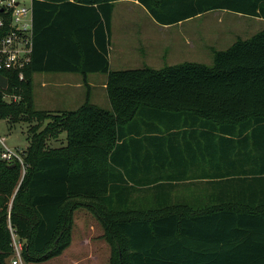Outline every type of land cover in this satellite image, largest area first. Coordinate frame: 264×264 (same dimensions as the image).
<instances>
[{
  "label": "trees",
  "instance_id": "1",
  "mask_svg": "<svg viewBox=\"0 0 264 264\" xmlns=\"http://www.w3.org/2000/svg\"><path fill=\"white\" fill-rule=\"evenodd\" d=\"M116 1L33 0L25 79L0 70V119L37 120L25 171L0 158V264H12V231L26 262L63 253L80 207L101 222L109 264H264V28L215 49L211 64L112 69ZM137 1L164 25L219 9L264 19V0ZM37 72L81 73L85 100L37 108ZM91 73L107 75L110 108L91 101ZM58 127L66 144L49 148ZM199 180L208 188L178 194Z\"/></svg>",
  "mask_w": 264,
  "mask_h": 264
},
{
  "label": "rangeland",
  "instance_id": "2",
  "mask_svg": "<svg viewBox=\"0 0 264 264\" xmlns=\"http://www.w3.org/2000/svg\"><path fill=\"white\" fill-rule=\"evenodd\" d=\"M264 28V19L246 16L229 10H213L181 23L168 26L161 25L153 19L146 9L132 2L116 3L112 18V46H117L112 52V69L130 65L149 64L162 67L167 63L182 61H197L207 64L213 62L215 49H226L238 37L247 38ZM145 39V41H144ZM128 45L129 48H125ZM124 46V47H123ZM144 50H143V49ZM88 79L91 100L98 101L103 106L102 88L97 76H107L105 73H91ZM82 76L77 72H37L34 74L35 106L56 114L58 110L47 109L51 105L58 109L79 106L86 98L88 87L84 80L81 87L74 86L77 78ZM61 79L70 81L73 86L65 87L66 95L62 99L51 102L44 99V79ZM82 78V77H81ZM54 81V80H53ZM52 81V82H53ZM56 82V81H55ZM62 90H64L62 88ZM46 92V91H45ZM100 95V97H99ZM99 97V98H98ZM98 99V100H97ZM82 102H78V101ZM55 112V113H54ZM46 120L40 129L45 128L50 121ZM37 120L21 121L13 125L7 119H0V136L6 138V143L12 148L26 151L30 140L29 129ZM56 135H48L46 146L59 148L66 144V131L56 129ZM24 156V153H23ZM195 183V184H194ZM196 188V189H195ZM206 181L183 182L178 187V194L191 198L193 189H206ZM101 222L89 210L80 207L74 212L72 242L63 253L45 261H24L23 264H109L112 246L103 236ZM23 242H25L23 240ZM13 255L9 261L13 264Z\"/></svg>",
  "mask_w": 264,
  "mask_h": 264
},
{
  "label": "built area",
  "instance_id": "3",
  "mask_svg": "<svg viewBox=\"0 0 264 264\" xmlns=\"http://www.w3.org/2000/svg\"><path fill=\"white\" fill-rule=\"evenodd\" d=\"M33 0H0V70H18L19 79L24 80V68L30 62L33 52ZM5 32V33H1ZM1 73V72H0ZM7 77L6 74L2 73ZM8 78V77H7ZM6 87L0 84L4 91ZM7 101H19L21 96L3 92ZM24 153V156H23ZM0 158L7 162H20L26 169L25 152L20 148H12L6 138L0 136ZM13 264H23L24 242L12 231Z\"/></svg>",
  "mask_w": 264,
  "mask_h": 264
},
{
  "label": "crops",
  "instance_id": "4",
  "mask_svg": "<svg viewBox=\"0 0 264 264\" xmlns=\"http://www.w3.org/2000/svg\"><path fill=\"white\" fill-rule=\"evenodd\" d=\"M119 1H121V2H132V3H135V4H139V5H141L140 3H138V1L137 0H119ZM119 1H116L115 2V5H116V3H118ZM142 6V5H141ZM115 8V7H114ZM145 8V7H144ZM147 11V10H146ZM114 12V11H113ZM112 18H113V15H112ZM181 23V22H180ZM161 25H163L164 26V24H161ZM173 25H175V24H173ZM169 26V25H168ZM170 26H172V25H170ZM112 26H111V45H110V54H109V57H110V66L112 65V52H113V50H115V49H119V47L117 48V46H112V43H113V41H112ZM144 41H145V39H144ZM124 47V46H123ZM129 48L128 47V45H125V48ZM126 48V49H127ZM143 49V48H142ZM144 50V49H143ZM150 64V63H149ZM149 64H146V63H142L141 65H130V66H126V67H123V68H134V67H141V66H143V65H149ZM167 64H173V63H167ZM149 66H151V65H149ZM152 67H154V66H152ZM155 68H160V67H155ZM119 69H122V68H119ZM92 74H89V76H88V79L90 78V76H91ZM82 77V78H81ZM80 78H77L76 80H78V83H75L74 84V86H78V87H81L82 85H83V83L82 82H80L81 80H83V75L81 76ZM97 78V80H99L100 79V82H101V84L99 85L101 88H102V93H101V97H100V95H99V97L100 98H102V100L105 102L104 104H106L105 106H103L101 103H99L98 101H93V100H91L92 102H94V103H96V104H98V105H100V106H102V107H105V108H110L111 107V104H110V100H109V98H108V95H107V90H106V81H107V76H97L96 77ZM51 80V78H49V79H43L42 80V85L45 87L44 88V99L45 100H48V101H52L53 99H62V98H64V96L66 95V92H67V89L65 88V87H67V86H73L71 83H70V81H67V80H63V81H61V79H59V78H57V79H52V81H50ZM56 81V82H55ZM62 88L64 89V90H62ZM46 91V92H45ZM35 95V94H34ZM91 96H92V94L90 93V98H91ZM98 97V98H99ZM98 100V99H97ZM78 102H82L81 100L80 101H78ZM83 103V102H82ZM81 103V104H82ZM80 104V105H81ZM71 106V105H70ZM67 107V108H60V109H58V108H56V107H53L52 105L50 106V107H47V109H50L51 107H52V110H54V108H55V110H66V109H75V108H77V107H75V108H72V107Z\"/></svg>",
  "mask_w": 264,
  "mask_h": 264
},
{
  "label": "water",
  "instance_id": "5",
  "mask_svg": "<svg viewBox=\"0 0 264 264\" xmlns=\"http://www.w3.org/2000/svg\"><path fill=\"white\" fill-rule=\"evenodd\" d=\"M0 84L4 87L8 84V78L3 74H0ZM12 165H16V163H13Z\"/></svg>",
  "mask_w": 264,
  "mask_h": 264
}]
</instances>
